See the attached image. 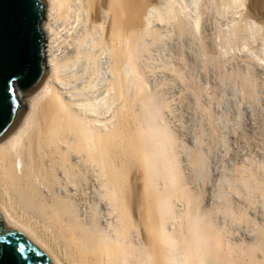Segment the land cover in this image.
Wrapping results in <instances>:
<instances>
[{"label": "bare ground", "instance_id": "obj_1", "mask_svg": "<svg viewBox=\"0 0 264 264\" xmlns=\"http://www.w3.org/2000/svg\"><path fill=\"white\" fill-rule=\"evenodd\" d=\"M42 28L41 95L0 141L6 219L58 264H264V0H47Z\"/></svg>", "mask_w": 264, "mask_h": 264}, {"label": "water", "instance_id": "obj_2", "mask_svg": "<svg viewBox=\"0 0 264 264\" xmlns=\"http://www.w3.org/2000/svg\"><path fill=\"white\" fill-rule=\"evenodd\" d=\"M47 0H0V141L18 126L28 95L48 75L42 22ZM0 249H7L3 264H58L30 235L6 219L0 209ZM16 249V252H12Z\"/></svg>", "mask_w": 264, "mask_h": 264}, {"label": "rangeland", "instance_id": "obj_3", "mask_svg": "<svg viewBox=\"0 0 264 264\" xmlns=\"http://www.w3.org/2000/svg\"><path fill=\"white\" fill-rule=\"evenodd\" d=\"M186 2H187V0H185ZM192 0H188V2H191ZM223 7H225V6H219L218 7V13H217V11H216V13H215V20H216V22H218L217 24H219V26L221 27V28H225L226 26H227V24L228 23H225V22H229V21H231V19L233 18V16L235 17V16H237L238 15V13L236 12V9H235V11L233 10V8H230V9H228V8H223ZM220 10V11H219ZM236 13H237V15H236ZM228 17V18H227ZM216 18H218V19H216ZM230 19V20H229ZM223 21V22H222ZM226 25V26H225ZM59 30H58V34L56 35L57 37L55 38V40H54V43H53V51H54V53H56L55 54V57H56V59L59 61V62H62V61H64V60H66V58H67V56L69 55V48L67 49L66 48V42H65V39L66 38H68V36L72 33V29L70 28V26L68 27V25L67 26H59ZM70 28V29H69ZM68 30V31H67ZM66 31V32H65ZM65 35V36H64ZM66 37V38H65ZM255 37V38H254ZM254 37H252L251 39V41H252V43H253V45H254V48H251L250 50L246 47V49H248V52L249 53H251V56H253V57H255V56H257L258 54H259V50H257L259 47H262L261 45H262V43H261V41H262V38L259 36V35H255ZM257 37V38H256ZM260 37V38H259ZM62 41V42H61ZM61 42V43H60ZM62 43H63V45H62ZM261 43V44H260ZM257 45L259 46V47H257ZM256 46V47H255ZM64 47V48H63ZM257 48V49H256ZM67 49V50H66ZM259 49H261V48H259ZM65 50V51H64ZM244 50V49H243ZM253 50V51H252ZM235 52H237V51H235ZM241 52H243L242 50H240L239 49V52H237V53H241ZM247 52V53H248ZM256 52H258V53H256ZM243 53H246V50L243 52ZM253 53V54H252ZM65 55V56H64ZM66 57V58H65ZM256 58V57H255ZM60 59V60H59ZM104 58L102 57V59H101V61H100V67L98 68V70H97V72H96V74H93L92 75V80H93V84H92V86H91V88L88 90V92L89 93H91V94H94V95H97V94H99V92H100V90H101V87L103 86V84H104V74H103V66H104V60H103ZM103 60V61H102ZM73 66V67H72ZM72 66H66V67H63V69H62V75H72L71 73H73V76L74 75H76V76H71V82H66V83H61V82H55L54 81V83L61 89V90H63V91H67L68 93H69V90H71V88L73 87V85H80V83L82 84V82H84V80L86 81V80H88V75H87V78L85 77L86 75L84 74H82V73H80L81 72V66H80V64H78L77 66L76 65H72ZM78 67H80V68H78ZM80 69V70H79ZM102 69V70H101ZM72 71V72H71ZM78 71V73H76ZM70 73V74H69ZM77 74L79 75V76H83V77H79V76H77ZM99 76H98V75ZM97 75V76H96ZM76 77V78H75ZM85 77V79H82V78H84ZM96 77H98V78H96ZM99 77H100V79H99ZM78 78H80V80L78 79ZM96 79V80H95ZM79 80V81H78ZM77 82V83H76ZM80 82V83H79ZM92 82V81H91ZM101 82V83H100ZM69 83V84H68ZM73 84V85H72ZM97 84V85H96ZM101 84V85H100ZM72 86V87H71ZM93 88V89H92ZM95 88V89H94ZM93 90V91H92ZM65 91V92H66ZM93 92V93H92ZM67 93V94H68ZM41 95V93H39L38 92V89L35 91V92H33V93H31V94H29L28 96L26 95V99H24L23 101H25L24 103L26 104V106H27V109H26V112L24 113V116L26 115V114H28L29 112H30V110H31V108L33 107V101H34V99L36 98V97H38V96H40ZM32 106V107H31ZM20 122H22V121H20ZM20 124V123H19ZM2 142V141H1ZM0 142V143H1ZM1 194H2V189H1V187H0V197H1ZM56 253L57 254H59L58 256L64 261L65 259H64V256H63V254H61V251H59V249L58 250H56ZM61 255V256H60ZM65 262V261H64Z\"/></svg>", "mask_w": 264, "mask_h": 264}, {"label": "snow or ice", "instance_id": "obj_4", "mask_svg": "<svg viewBox=\"0 0 264 264\" xmlns=\"http://www.w3.org/2000/svg\"><path fill=\"white\" fill-rule=\"evenodd\" d=\"M12 252H16V249H12ZM5 255H10L7 249H0V264H3ZM9 264H15L14 258L9 261Z\"/></svg>", "mask_w": 264, "mask_h": 264}]
</instances>
